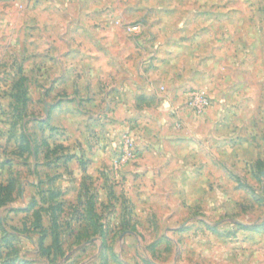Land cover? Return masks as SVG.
<instances>
[{
  "label": "rangeland",
  "instance_id": "374dc122",
  "mask_svg": "<svg viewBox=\"0 0 264 264\" xmlns=\"http://www.w3.org/2000/svg\"><path fill=\"white\" fill-rule=\"evenodd\" d=\"M78 4L0 0V264H264V0Z\"/></svg>",
  "mask_w": 264,
  "mask_h": 264
},
{
  "label": "crops",
  "instance_id": "0c3cea01",
  "mask_svg": "<svg viewBox=\"0 0 264 264\" xmlns=\"http://www.w3.org/2000/svg\"><path fill=\"white\" fill-rule=\"evenodd\" d=\"M76 2H77V7H76V9H74V12L76 13V14H79V15H83V14H87V13H89L87 10H86V7H84V5H83V3L85 2L86 3V1L87 0H75ZM80 28V27H79ZM81 29V28H80Z\"/></svg>",
  "mask_w": 264,
  "mask_h": 264
}]
</instances>
